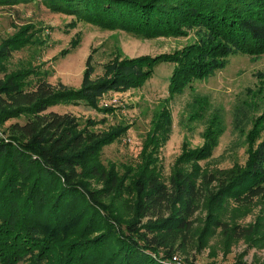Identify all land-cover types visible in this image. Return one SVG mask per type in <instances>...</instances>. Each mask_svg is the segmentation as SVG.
Returning <instances> with one entry per match:
<instances>
[{
	"label": "trees",
	"instance_id": "1",
	"mask_svg": "<svg viewBox=\"0 0 264 264\" xmlns=\"http://www.w3.org/2000/svg\"><path fill=\"white\" fill-rule=\"evenodd\" d=\"M28 1L32 0H0V5ZM40 1L52 11L72 15V25L82 21L141 38L179 37L191 31L197 37L156 55L115 53L96 77L89 55L78 87L51 84L45 70L30 65L8 67L12 52L44 43L31 25L0 40V128L6 134L0 136V264H168L172 250L158 256V248L184 236L203 196L209 206L206 226L223 231L228 227L220 219L223 204L264 198L261 85L247 88L249 105L242 103L233 111L232 125L243 133L246 145L242 165L235 163L219 176L201 165L225 130L223 109L201 93H194L187 103V119L203 123L201 144H184L167 182L161 180L158 163L172 126L168 102L187 88L194 91L193 83L222 69L229 55L264 53V0ZM78 41L72 39L59 55ZM160 62L173 64L168 96L152 114L137 160L120 170L103 164L101 151L125 134L128 124L95 131L89 128L94 122L81 126L70 113L47 111L57 104L82 103L112 112V107L100 106L101 97L142 87ZM246 106L258 113L247 117ZM213 182L215 188L207 190ZM143 218L155 219L143 226L147 232L139 227Z\"/></svg>",
	"mask_w": 264,
	"mask_h": 264
},
{
	"label": "rangeland",
	"instance_id": "2",
	"mask_svg": "<svg viewBox=\"0 0 264 264\" xmlns=\"http://www.w3.org/2000/svg\"><path fill=\"white\" fill-rule=\"evenodd\" d=\"M73 19L72 15L50 10L40 0L0 5V40L26 24L45 39L41 45L26 46L12 52L8 67L14 69L30 65L38 71L45 70V79L51 84L61 82L78 87L89 55L94 69L92 75L96 77L102 73V64L115 53L125 57L156 55L179 49L197 37L191 31L179 37L141 38L121 30L101 29L82 21L72 25ZM76 37L79 40L76 47L65 55H59V52L70 47L72 39ZM172 68V63L160 62L142 87L104 94L100 106L112 107V112L97 111L82 103L57 104L50 106L47 111L70 113L79 120L81 126L94 122L89 124V128L95 131H106L110 126L120 123L128 124L130 127L125 134L105 145L101 151L102 163L114 165L120 170L124 164L137 160L152 114L168 96ZM260 85L264 86V53L254 57L237 52L227 57L222 69L202 80H196L193 83L194 91L187 88L171 99L168 102L172 114L171 131L158 155L161 180L168 181L184 144L193 148L202 142L200 132L203 123L187 119V103L194 93L206 94L212 105L224 111L225 130L212 156L201 161V165L208 172H216L217 176L221 170H228L235 163L242 165L246 158V145L243 143V133L232 125L233 111L237 105L248 104L251 96L247 95V88L254 90ZM245 112L247 117L258 113L252 106H246ZM12 121L15 119L7 123ZM246 126L248 128L249 124ZM2 130L0 128V136L6 137ZM216 185L213 182L207 190H213ZM122 203L119 202L121 211ZM198 204V210L190 219V229L174 244L167 248L159 247L158 256L164 254L165 249H171L168 264H205L211 261L220 264H235L238 261L264 264V198H255L249 204H236L231 200L223 204L220 219L228 224L225 231L219 227L206 226L209 211L207 197L203 196ZM153 220H140L141 231L147 232L143 226Z\"/></svg>",
	"mask_w": 264,
	"mask_h": 264
}]
</instances>
